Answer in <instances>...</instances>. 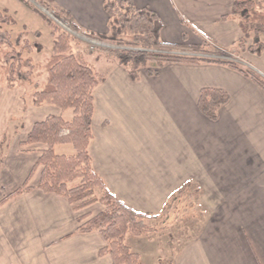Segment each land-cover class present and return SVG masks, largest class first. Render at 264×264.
I'll return each instance as SVG.
<instances>
[{
    "label": "crops",
    "instance_id": "obj_1",
    "mask_svg": "<svg viewBox=\"0 0 264 264\" xmlns=\"http://www.w3.org/2000/svg\"><path fill=\"white\" fill-rule=\"evenodd\" d=\"M16 1L18 8H27ZM103 1L49 0L67 13L71 25L109 37ZM132 1L157 14L163 24L161 40L178 47L173 54L193 56L190 47H202L203 56L209 57L229 51L264 76V52L256 56L239 48L243 34L238 21L221 20L230 14L234 0ZM84 38L100 51L84 55L86 47L76 46L75 53L104 78L93 90V171L120 202L139 213L161 217L169 199L184 187L188 194L197 192V203L206 209L198 234L182 246L170 239L162 243L159 236L166 230L149 239H128L142 264H264V90L237 70L208 63L166 64L156 76L139 69L138 80L132 81L109 55L111 43ZM260 40L264 43V34ZM251 42L252 37L247 44ZM204 88L229 96L217 121L198 109ZM65 112L32 118L20 142L34 123L49 115L63 118ZM19 143L11 153L0 154V200L23 187L45 149ZM54 151L74 154L68 145ZM40 173L41 167L28 181L31 192L0 206V226L7 228L1 243L9 247L5 257L16 248L18 234L33 237L43 255L40 262L19 264H111L110 257L98 256L104 244L97 232L77 231L81 215L95 216L102 207L94 204L75 212L65 199L36 189Z\"/></svg>",
    "mask_w": 264,
    "mask_h": 264
},
{
    "label": "trees",
    "instance_id": "obj_2",
    "mask_svg": "<svg viewBox=\"0 0 264 264\" xmlns=\"http://www.w3.org/2000/svg\"><path fill=\"white\" fill-rule=\"evenodd\" d=\"M18 1L44 20L53 38L51 55L43 65L46 77L41 87L33 92L32 105L37 108L51 105L62 112L70 110L73 117L66 121L61 116L49 115L43 121L33 124L25 141L20 142L19 146L37 144L45 149L41 151L23 187L1 199L0 206L23 192H31L34 188L28 186V181L36 169L41 167L36 189L65 199L75 212L94 204L102 207V211L95 216L83 214L77 219L79 233L97 232L100 235L104 246L98 252L99 257H110L111 264H142L140 255L131 250L127 240L151 233L153 228L147 222L156 221L160 217L148 216L124 205L106 188L91 166L89 145L93 139V90L104 78L74 52L72 42L75 38L71 34L58 28L28 0ZM34 1L45 7L39 0ZM102 7L107 15L110 41L115 47L108 50V53L127 70L130 80H138L139 69L146 68L148 64L155 67L154 70L146 69L148 76L158 75L166 64H222L239 71L264 90L262 77L238 64L222 60L220 52L209 57L203 56L205 51L202 47H190L195 53L193 56L171 54L178 47L161 40L163 24L157 14L148 8H138L132 0H104ZM228 19L237 20L243 34L238 41L239 48L250 55H261L264 52V43L260 40L264 34V0H234L230 14L221 18L222 21ZM9 25L15 26V20L0 11V81L6 83L9 89L19 87L22 82L35 86L34 79L42 74L34 71L36 65L25 55L32 52L33 48L41 50V45L24 42V48L17 50L20 47V33L13 42L10 33L1 30V27ZM69 28L81 36L100 40V37L81 31L75 25L69 24ZM35 34L39 36V33ZM250 37L252 42L247 44ZM228 101L226 92L204 88L200 91L197 106L206 118L217 121L219 110ZM65 145L73 148V155L55 153L56 146ZM185 190L186 187L169 199L165 212L176 201L177 195ZM97 191L99 196L96 195Z\"/></svg>",
    "mask_w": 264,
    "mask_h": 264
},
{
    "label": "rangeland",
    "instance_id": "obj_3",
    "mask_svg": "<svg viewBox=\"0 0 264 264\" xmlns=\"http://www.w3.org/2000/svg\"><path fill=\"white\" fill-rule=\"evenodd\" d=\"M28 1L37 11L51 20L63 31L64 29L62 25L67 26V23L71 24L67 13L59 10L55 6H51L49 0H39L45 7L40 6L34 0ZM17 3L16 0H0V11L7 12L16 22L15 26L9 25L1 27V30H7L10 33V39L13 42L15 41L17 34L20 33V47H17V50L24 48V42L29 45H34L35 43L41 45V50L36 51L33 48L31 49L32 52L25 56L27 58L29 57L34 65H36L34 71L39 74L41 73L42 76L34 79L35 86L32 84L29 86L22 82L19 87L13 89L7 88L6 83L0 81V154H3V152L5 154L7 151L10 153L14 151L15 146L24 137L32 118L35 120L39 115L41 116L48 112L51 113L58 111L57 108L51 105H43L39 108L32 105L33 92L37 88H40L45 80L46 75L43 70V65L51 55L52 37L46 23L38 14L32 12L28 8H18L20 5ZM36 32L39 33V36H36ZM71 35L75 38L72 42L74 45V52H77L78 50L76 46L86 47L83 52L84 55L90 53L95 54L100 51L101 47L97 46L94 42H90L88 39L76 33H72ZM100 40L103 41L104 45L111 43L113 46V43L110 41V36L100 37ZM113 49H115L114 46ZM170 53L173 54L172 52ZM220 53L222 60L238 64V66L259 75L258 71L252 69L247 62L242 60L241 57H238L239 55H236V57L229 51L226 53ZM153 67L154 65L148 64L146 69ZM143 69L145 68H141L142 72ZM259 76L262 77L261 75ZM263 77L262 79H264ZM71 115L72 111L69 110L65 112L63 118L68 119ZM67 149L71 148L69 147ZM57 154L60 153L57 152ZM97 193L99 192L97 191ZM196 194L197 192L195 191L188 194L187 190H185L180 195H177L176 201L171 205V208L168 211L163 213L158 220H150L147 222V224L153 228V231L141 237L149 239L148 235L154 236V234L166 230L167 232H164L159 236L160 241L164 243L166 240L170 239L172 244L182 246L188 238L196 236L206 218V209L197 203ZM5 233H7L6 226H0V264H19L21 262L28 263V261L36 263L41 261V256L43 258V255H41V251L34 238L24 237L18 234L15 236L16 248L10 250L5 257V252L9 248L7 242L3 245L1 243V241L6 239ZM10 260H14L15 262H11ZM163 264H172V262L169 260Z\"/></svg>",
    "mask_w": 264,
    "mask_h": 264
},
{
    "label": "built area",
    "instance_id": "obj_4",
    "mask_svg": "<svg viewBox=\"0 0 264 264\" xmlns=\"http://www.w3.org/2000/svg\"><path fill=\"white\" fill-rule=\"evenodd\" d=\"M63 26V29H64V32H67V33H69V34H72V31L70 30V28H69V24L67 23V26H64V25H62ZM235 62V61H234ZM259 73V72H258ZM259 75H261L262 77H263V75L261 74V73H259ZM264 78V77H263Z\"/></svg>",
    "mask_w": 264,
    "mask_h": 264
},
{
    "label": "water",
    "instance_id": "obj_5",
    "mask_svg": "<svg viewBox=\"0 0 264 264\" xmlns=\"http://www.w3.org/2000/svg\"><path fill=\"white\" fill-rule=\"evenodd\" d=\"M43 11H45V10H43Z\"/></svg>",
    "mask_w": 264,
    "mask_h": 264
}]
</instances>
